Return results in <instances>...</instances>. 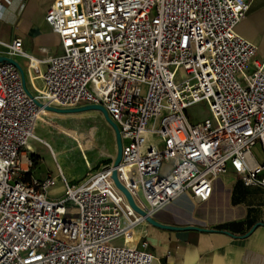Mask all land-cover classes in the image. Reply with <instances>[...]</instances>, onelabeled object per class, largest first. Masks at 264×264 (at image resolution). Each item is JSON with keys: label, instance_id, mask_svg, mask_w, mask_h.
Segmentation results:
<instances>
[{"label": "built area", "instance_id": "2783aa9c", "mask_svg": "<svg viewBox=\"0 0 264 264\" xmlns=\"http://www.w3.org/2000/svg\"><path fill=\"white\" fill-rule=\"evenodd\" d=\"M249 7L55 0L44 19L61 54L34 58L18 39L6 57L44 106L106 110L121 137L117 179L153 218L181 196L207 202L228 171L264 189V163L253 154L259 146L264 156V57L236 31ZM33 98L20 72L0 64V264H152L146 241L127 243L145 220L115 186L114 160L79 185L63 178L61 199L48 195L54 177L26 180L32 162L22 153L42 115ZM199 103L211 118L191 123L187 110Z\"/></svg>", "mask_w": 264, "mask_h": 264}, {"label": "crops", "instance_id": "0c3cea01", "mask_svg": "<svg viewBox=\"0 0 264 264\" xmlns=\"http://www.w3.org/2000/svg\"><path fill=\"white\" fill-rule=\"evenodd\" d=\"M54 1L0 0V56H6L8 46L18 39L22 40L24 52L34 58H43V49L50 56L61 54L60 38L44 19ZM247 1L249 10L236 31L257 47L258 57H264V0ZM20 63L26 66L25 60L20 59ZM253 154L258 162L264 163L259 146L253 149ZM32 155L38 157V164L25 174L26 180L54 177L56 185L52 193L63 192V178L72 184L56 158L57 171L43 177L38 170L44 165L40 156L31 149L22 153L29 159ZM112 161L103 162L100 169ZM23 168L26 169L25 163ZM153 218L164 225L206 231H168L146 222L138 224L134 243L147 242L148 251L154 256L152 264H264V189L245 187L232 171L214 180L207 202L196 204L188 196H181L157 211ZM254 226L256 229L244 237ZM220 227L224 228L221 232L214 231Z\"/></svg>", "mask_w": 264, "mask_h": 264}, {"label": "rangeland", "instance_id": "374dc122", "mask_svg": "<svg viewBox=\"0 0 264 264\" xmlns=\"http://www.w3.org/2000/svg\"><path fill=\"white\" fill-rule=\"evenodd\" d=\"M145 92L143 87L142 95ZM186 116L191 123L211 118L205 103L189 108ZM45 118L47 121H39L36 137L29 144L32 152L38 154L44 163L38 169L43 177L57 171L56 158L66 177L73 185H79L91 178L103 162L115 160V135L100 112L56 114ZM81 175L82 179L79 178ZM51 191L48 194L50 198H62L63 192ZM120 243L121 240L115 241V244Z\"/></svg>", "mask_w": 264, "mask_h": 264}, {"label": "water", "instance_id": "95a60500", "mask_svg": "<svg viewBox=\"0 0 264 264\" xmlns=\"http://www.w3.org/2000/svg\"><path fill=\"white\" fill-rule=\"evenodd\" d=\"M3 63H8L13 65L19 72L22 78V84L23 87L26 91V93L33 98L32 94L29 92V90L26 87V80H25V76H24V71L22 70L21 66L19 65L18 62H16L15 60H13L12 58L6 57V56H0V64ZM34 99V98H33ZM34 102L36 103V105L39 108H42L48 112H52V113H56V114H76V113H81V112H88V111H96V112H100L105 121L107 122V124L112 128L114 135H115V142H116V157L115 160L113 162V171H112V180L114 181L115 186L125 195L129 205L131 206V208L138 213L139 215H141L142 217H144V220L146 223L150 224L153 227L162 229V230H168V231H180V230H197V231H206V230H202L196 227H176V226H170V225H164L159 223L158 221H156L154 218L147 216V214L141 210L140 208H138L131 195L129 194V192L119 183L118 179H117V173H116V168L118 167V165L121 162V158H122V144H121V137H120V133L118 130V127L116 126V124L111 121V119L108 116V113L106 112V110L99 105H85V106H80L77 108H70V109H61V108H54V107H49V106H44L42 103L36 101L34 99ZM256 229V226L252 227L251 230L244 236H248L249 234H251L254 230Z\"/></svg>", "mask_w": 264, "mask_h": 264}, {"label": "bare ground", "instance_id": "6f19581e", "mask_svg": "<svg viewBox=\"0 0 264 264\" xmlns=\"http://www.w3.org/2000/svg\"><path fill=\"white\" fill-rule=\"evenodd\" d=\"M47 115H56V113L48 112V111L42 109V116L40 117V120L47 121V119L45 118V116L47 117ZM28 147H29V149H31V146L29 144H28ZM135 236H136V232L134 231L133 236L130 238H127V243L131 244L135 240Z\"/></svg>", "mask_w": 264, "mask_h": 264}, {"label": "trees", "instance_id": "16d2710c", "mask_svg": "<svg viewBox=\"0 0 264 264\" xmlns=\"http://www.w3.org/2000/svg\"><path fill=\"white\" fill-rule=\"evenodd\" d=\"M30 160H31L33 166L38 164V157L37 156L32 155L30 157ZM222 229H224V228L220 227V228H216V230H214V231H220L221 232Z\"/></svg>", "mask_w": 264, "mask_h": 264}]
</instances>
